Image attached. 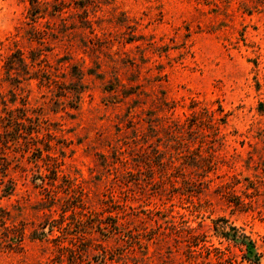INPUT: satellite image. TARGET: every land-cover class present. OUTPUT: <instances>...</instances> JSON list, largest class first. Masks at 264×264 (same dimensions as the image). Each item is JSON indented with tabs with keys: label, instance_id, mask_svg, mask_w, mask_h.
Here are the masks:
<instances>
[{
	"label": "rangeland",
	"instance_id": "rangeland-1",
	"mask_svg": "<svg viewBox=\"0 0 264 264\" xmlns=\"http://www.w3.org/2000/svg\"><path fill=\"white\" fill-rule=\"evenodd\" d=\"M31 1L0 0V264H264V0Z\"/></svg>",
	"mask_w": 264,
	"mask_h": 264
},
{
	"label": "trees",
	"instance_id": "trees-1",
	"mask_svg": "<svg viewBox=\"0 0 264 264\" xmlns=\"http://www.w3.org/2000/svg\"><path fill=\"white\" fill-rule=\"evenodd\" d=\"M31 2H32V6H31V8L29 9V11H30L31 15L33 16V18H38V17H39L38 14H39L40 10L43 9V4H44L45 2H44L43 4H42V2H41L40 0H32ZM20 111H22V115H19V116H20L19 118L22 119L23 116H26V110L21 108ZM27 119H30V118L27 117ZM223 119H224V118H222V120H223ZM212 121H213V118H211L210 126H211V127H215V129L218 130L219 127L216 125L215 122H212ZM17 124H18V125H24L22 121H18ZM19 129H20V128H19ZM35 129H36V130H35ZM33 130H35L36 132H38L39 129H37L36 126H29V127L26 129V131L28 132L29 135L32 134ZM216 133H217V132H216ZM115 228H116V227H115Z\"/></svg>",
	"mask_w": 264,
	"mask_h": 264
}]
</instances>
